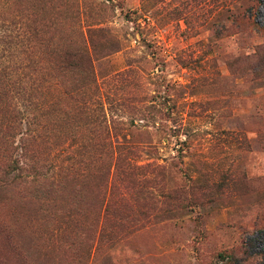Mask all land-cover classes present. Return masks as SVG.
<instances>
[{"label":"rangeland","instance_id":"1","mask_svg":"<svg viewBox=\"0 0 264 264\" xmlns=\"http://www.w3.org/2000/svg\"><path fill=\"white\" fill-rule=\"evenodd\" d=\"M0 40V264H264V0H0Z\"/></svg>","mask_w":264,"mask_h":264},{"label":"trees","instance_id":"2","mask_svg":"<svg viewBox=\"0 0 264 264\" xmlns=\"http://www.w3.org/2000/svg\"><path fill=\"white\" fill-rule=\"evenodd\" d=\"M1 41L2 40H0V42ZM3 43H5V42H3ZM85 49L86 48L84 46H79V47L77 46V48H75L74 50H71L69 52H66V54L64 55V57L59 60L60 66H62V67L69 66V67H72V68H77L80 65H82L81 60L83 58H86V60H88L87 59L88 58L87 57L88 52ZM2 55H3L2 52H0V79L5 78L4 71L6 70L5 66L2 65V59H3V56ZM166 113H168V111ZM110 146L112 148L111 150H115L116 149V145H114L112 143V141L110 143Z\"/></svg>","mask_w":264,"mask_h":264}]
</instances>
